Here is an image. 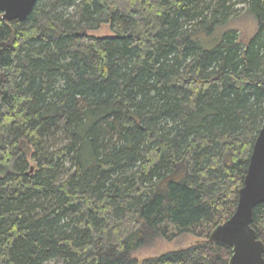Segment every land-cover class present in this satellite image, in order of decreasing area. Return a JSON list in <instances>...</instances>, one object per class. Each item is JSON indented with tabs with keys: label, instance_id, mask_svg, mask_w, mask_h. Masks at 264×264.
Masks as SVG:
<instances>
[{
	"label": "trees",
	"instance_id": "1",
	"mask_svg": "<svg viewBox=\"0 0 264 264\" xmlns=\"http://www.w3.org/2000/svg\"><path fill=\"white\" fill-rule=\"evenodd\" d=\"M263 122L264 0H38L0 19V264H228L207 240ZM251 227L264 244V203ZM182 234L204 240L132 257Z\"/></svg>",
	"mask_w": 264,
	"mask_h": 264
},
{
	"label": "water",
	"instance_id": "2",
	"mask_svg": "<svg viewBox=\"0 0 264 264\" xmlns=\"http://www.w3.org/2000/svg\"><path fill=\"white\" fill-rule=\"evenodd\" d=\"M38 0H0V19L24 21ZM264 203V122L254 142L234 213L216 225L208 242L231 249L228 264H264V244L251 227L253 210Z\"/></svg>",
	"mask_w": 264,
	"mask_h": 264
},
{
	"label": "rangeland",
	"instance_id": "3",
	"mask_svg": "<svg viewBox=\"0 0 264 264\" xmlns=\"http://www.w3.org/2000/svg\"><path fill=\"white\" fill-rule=\"evenodd\" d=\"M238 8V11L236 12L234 18L231 19L227 28L236 29L239 34V39L242 42H245L254 34L256 30V24L253 17L246 11L244 7L242 8L239 6ZM93 34L108 35L109 32L106 27H103L101 30L93 32ZM203 240L204 239L196 238L191 234H182L170 241L157 239L141 250L134 252L132 257L138 262H141L145 259L158 257L168 252L188 248L196 243L202 242ZM47 264L58 263L49 262Z\"/></svg>",
	"mask_w": 264,
	"mask_h": 264
}]
</instances>
